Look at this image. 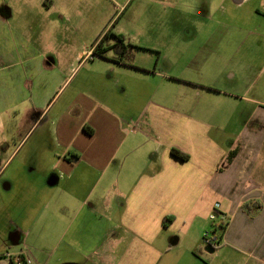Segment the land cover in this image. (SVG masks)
<instances>
[{"label":"crops","instance_id":"obj_1","mask_svg":"<svg viewBox=\"0 0 264 264\" xmlns=\"http://www.w3.org/2000/svg\"><path fill=\"white\" fill-rule=\"evenodd\" d=\"M131 1L0 0V264H211L217 246L264 264V76L205 88L171 72L180 61L156 70L161 53L152 68L140 49L93 55L104 33L94 47L46 44L59 20ZM188 92L212 93L210 106L185 108Z\"/></svg>","mask_w":264,"mask_h":264},{"label":"rangeland","instance_id":"obj_2","mask_svg":"<svg viewBox=\"0 0 264 264\" xmlns=\"http://www.w3.org/2000/svg\"><path fill=\"white\" fill-rule=\"evenodd\" d=\"M171 2L166 5L152 0H132L128 7L122 9L107 3L103 13L91 14L86 19L59 20L58 27L51 25L55 28L53 31L44 29L43 36L46 44L53 47H94L95 41L111 30V34L124 36L129 49L126 60L131 61L132 54L140 49L137 56L143 55L149 61L152 59V63L147 62L152 68L161 53L156 70L169 72V69L163 68L164 58L174 64L180 61V68L177 66L171 72L181 73L205 88L220 86L232 90L231 84L245 85L247 79L248 83L264 76L259 69L260 62L264 61V0H248L239 5L231 0ZM39 20V16H35L33 22L38 23ZM41 27L38 26L37 30ZM105 43L110 46L115 40L109 35ZM145 48L154 52L141 50ZM138 60L135 62L138 63ZM233 62L236 63L234 73L225 67ZM239 62L243 66L241 69L237 67ZM245 63H250L253 68H247ZM230 75H233L231 81L228 79ZM154 87L156 97L164 91L170 94L165 100L169 106L175 107L180 102L174 88H163L159 81L154 83ZM191 95L189 92L185 95V108L194 104L199 108L210 106L212 93L206 92L203 98ZM203 258H210L211 264L244 262L236 255L232 258L220 246L216 247L215 255L203 254ZM181 261L185 262V259Z\"/></svg>","mask_w":264,"mask_h":264},{"label":"trees","instance_id":"obj_3","mask_svg":"<svg viewBox=\"0 0 264 264\" xmlns=\"http://www.w3.org/2000/svg\"><path fill=\"white\" fill-rule=\"evenodd\" d=\"M109 35H111L115 40V43H113L110 46L106 45V43H105L106 40L108 39ZM97 41L98 40H96L95 43ZM126 46H127L126 40H125L123 35L111 34V31L108 30L100 38V40L95 44V47L93 48V55L98 56V57H103L107 51H112L115 54L117 61L121 62V61H124L126 59V57L129 56V49ZM170 152H171V155L173 157H175L176 159H178L180 161H187L188 160V156L186 154L178 151L177 149H171ZM170 222H171V218L164 219L163 226L166 227L167 224H169ZM226 224L227 223L225 221H223V219H221L215 225L214 236H213L215 239V242L212 246L216 245L217 242L220 241L221 234L224 232Z\"/></svg>","mask_w":264,"mask_h":264},{"label":"built area","instance_id":"obj_4","mask_svg":"<svg viewBox=\"0 0 264 264\" xmlns=\"http://www.w3.org/2000/svg\"><path fill=\"white\" fill-rule=\"evenodd\" d=\"M218 204H215V206H214V210H213V212L210 214V216H209V219L211 220V221H216L217 220V213H216V209L218 208ZM203 242H204V245L206 246V245H213L214 244V242H215V239H214V237H211V236H209V233H205L204 234V239H203Z\"/></svg>","mask_w":264,"mask_h":264},{"label":"water","instance_id":"obj_5","mask_svg":"<svg viewBox=\"0 0 264 264\" xmlns=\"http://www.w3.org/2000/svg\"><path fill=\"white\" fill-rule=\"evenodd\" d=\"M204 251H206L208 253H213L214 252V249H213L212 245H206L204 247Z\"/></svg>","mask_w":264,"mask_h":264}]
</instances>
